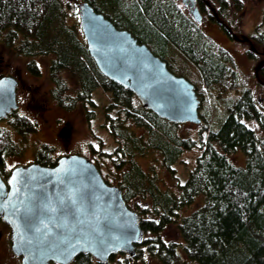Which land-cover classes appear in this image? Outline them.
<instances>
[{
    "label": "trees",
    "instance_id": "obj_1",
    "mask_svg": "<svg viewBox=\"0 0 264 264\" xmlns=\"http://www.w3.org/2000/svg\"><path fill=\"white\" fill-rule=\"evenodd\" d=\"M80 2L89 3L117 29L146 44L170 72L194 85L203 104L199 137L180 136V124L144 109L134 94L98 70L75 19L77 13L69 11L66 0H0V42L30 58L27 68L35 75L39 67L33 59L51 56L49 94L57 107L65 111L82 107L90 121L97 109L94 91L102 89L111 95L102 128L116 146L104 151L102 158L118 172L107 169L104 180L121 189L128 205L133 198L149 202L135 207L146 237L134 257L145 251L160 264H181L178 244L161 236L168 224L175 223L183 239L181 247L195 264H264V112L235 69L232 56L175 0H78L75 10ZM212 3L217 6L211 4V19L230 34L228 14L242 4L236 2L232 8L229 0ZM248 38L251 44L246 42L245 53L258 62L254 77L264 87V10ZM66 76L74 81L73 93ZM236 91L237 96L230 95ZM2 121L9 128L0 125V174H7L6 157L21 150L11 131L34 132L37 123L16 111ZM194 148L200 152L176 194L158 184L153 166L145 170L137 161L157 154L161 167L174 172L172 165ZM52 151L49 144H42L33 153V162L54 166L58 158ZM237 151L245 155L244 166L234 165L226 156ZM199 196L204 199L202 205L178 221L180 211ZM71 264L101 263L89 254H79Z\"/></svg>",
    "mask_w": 264,
    "mask_h": 264
},
{
    "label": "water",
    "instance_id": "obj_2",
    "mask_svg": "<svg viewBox=\"0 0 264 264\" xmlns=\"http://www.w3.org/2000/svg\"><path fill=\"white\" fill-rule=\"evenodd\" d=\"M77 15L87 51L106 78L159 118L202 122L190 81L170 72L144 43L89 3H78ZM17 87V78L0 76V120L19 108ZM0 220L10 228V249L21 264H71L79 254L104 264L119 253L133 258L145 239L140 215L121 189L105 182L96 165L78 154L61 156L52 167L18 165L6 180L0 176Z\"/></svg>",
    "mask_w": 264,
    "mask_h": 264
},
{
    "label": "rangeland",
    "instance_id": "obj_3",
    "mask_svg": "<svg viewBox=\"0 0 264 264\" xmlns=\"http://www.w3.org/2000/svg\"><path fill=\"white\" fill-rule=\"evenodd\" d=\"M70 7L69 11L76 14L75 4L78 0H66ZM179 8L187 13L186 2L183 0H175ZM210 1L211 4L212 0ZM241 9L232 11L228 14L226 22L231 25V31L241 39L248 38L254 28L259 24L264 10V0H241ZM216 7V4H213ZM75 19L78 21L76 14ZM225 22V23H226ZM204 32L211 37L219 45L223 46L233 58L235 69L239 72L245 85L250 87L255 99L258 101L259 108L264 112V87L259 84L254 77V69L256 68L255 60L250 59L246 55L248 44L242 43L233 38L224 36L221 29L215 22L208 23L203 21L200 25ZM264 58V55H261ZM31 59L19 56L12 49L6 48L0 42V75H11L18 80L17 102L19 108L17 113L25 115L37 123V130L30 133L18 134L11 131V137L15 145L20 148V153L6 157L4 167L6 171L18 165H27L34 161L33 153L42 145L49 144L52 148V156L59 158L61 156L78 154L98 163V170L103 177L107 176V169L117 175L118 170L112 167L110 161L102 158L104 151L108 152L115 148L116 144L113 138L102 128L104 118V108L111 99V95L102 89H97L93 93V98L97 102L95 116L90 121L85 116L84 108L78 107L73 111H65L55 105L49 94V62L51 56H37L33 60L39 67V73L36 75L31 73L27 64ZM238 75V76H239ZM69 86L74 91V81L71 77L66 76ZM240 78V79H241ZM239 91L231 93V96H237ZM199 111L203 109L200 103ZM199 112V115L201 114ZM217 117L213 113V118ZM0 125L7 126L4 121H0ZM253 127L257 125L253 123ZM9 128V126H7ZM200 125L192 123L180 124L178 134L182 137L190 136L194 139L199 137ZM139 133V130H137ZM103 152V153H101ZM199 149L186 151L182 154L181 159L172 165L174 172L162 168L159 164L157 154L144 155L138 157L139 165L147 170L153 166L157 172V182L163 189H168L173 193L179 191V183H183L188 175L189 170L193 167L195 159L199 154ZM230 162L236 166L245 165V155L241 151H237L226 155ZM96 161V162H95ZM8 174V172H7ZM2 173L3 177L7 175ZM110 180L112 178L110 177ZM115 185L112 182H109ZM204 199L202 196L196 198L195 202L183 208L179 213L178 221L185 215L202 205ZM148 201H142L133 198L129 201V207L135 210L136 205L147 206ZM136 211V210H135ZM161 236L166 242H174L178 244V251L181 255V264H195L190 261L181 245L183 242L177 225L175 223L168 224L161 232ZM146 237V234H145ZM110 264H160L159 261L146 253H141L137 258L129 259L126 254H116L109 260ZM0 264H21L20 258L16 257L10 249V230L8 226L0 222Z\"/></svg>",
    "mask_w": 264,
    "mask_h": 264
},
{
    "label": "flooded vegetation",
    "instance_id": "obj_4",
    "mask_svg": "<svg viewBox=\"0 0 264 264\" xmlns=\"http://www.w3.org/2000/svg\"><path fill=\"white\" fill-rule=\"evenodd\" d=\"M183 1H187L185 3L187 6V10H188L187 14L192 16L198 22L199 25H202L204 20H207L208 23H210L212 21V22H215L217 24L216 21H213V19H211V17H212L211 15H213L214 8L211 6L210 2H207L205 0H183ZM229 2H230V6L233 8V4L236 2L241 3V0H229ZM218 29H219V26H218ZM222 33L224 34V36H227L228 38L231 37V38L235 39L237 37L231 30H229L230 34H228L225 31H222ZM238 40L245 42V43L247 42L249 45L251 44V41L249 38H243L241 40H240V38H238ZM262 53H263L262 55H264V52H262Z\"/></svg>",
    "mask_w": 264,
    "mask_h": 264
}]
</instances>
